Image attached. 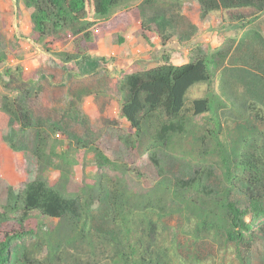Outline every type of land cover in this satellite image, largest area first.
<instances>
[{"label":"trees","instance_id":"obj_1","mask_svg":"<svg viewBox=\"0 0 264 264\" xmlns=\"http://www.w3.org/2000/svg\"><path fill=\"white\" fill-rule=\"evenodd\" d=\"M175 1L23 0V4L29 11L33 42H42L46 51L72 42V51L61 49L56 55L63 68L73 70L68 62L77 68L93 63L89 52L97 48L103 32L127 28L137 20L139 34L146 38L145 32L155 31L161 45H167L175 38L165 30L179 4ZM198 2L205 14L242 7L264 12V0ZM195 51L185 63H173L165 53L162 63L131 65L122 71L119 112L126 125L110 132L130 151L148 152L146 172L110 157L97 144L83 140L65 144L62 132L50 138L37 129L27 100L38 85L20 65L1 69L0 111L22 135L35 130L33 154L41 169L34 178L15 185L16 192L11 188L9 199L0 206V222H7L0 233V264H188L177 252L178 232L188 234L194 244L206 237L218 240L232 248L240 264H247L255 233L264 229V130L246 119L233 133H222L215 114L225 101L212 87L211 63L218 61L198 46ZM5 56L0 51V60ZM199 82L206 84V95L192 98L186 107L189 89ZM186 109L192 117L208 114L203 134L191 143L198 151L188 154L218 170L220 188L206 184L202 168L187 179L171 175L158 157L173 139L182 143L189 139ZM255 115L261 118L259 112ZM89 154L95 173L76 181L72 166L82 164ZM48 165L58 170L56 178L43 173ZM168 216L178 221L175 227L165 224ZM28 240H34V248H46L42 258L28 247L17 250Z\"/></svg>","mask_w":264,"mask_h":264},{"label":"rangeland","instance_id":"obj_2","mask_svg":"<svg viewBox=\"0 0 264 264\" xmlns=\"http://www.w3.org/2000/svg\"><path fill=\"white\" fill-rule=\"evenodd\" d=\"M178 1L180 6L174 7L167 20L165 30L175 37L167 45H161L155 31L145 32V40L137 32L140 27L137 20L128 28L99 32L102 37L98 47L89 52L94 57L93 63L77 68L68 62L73 68L68 70L59 64L56 51H72V42L64 46L56 44L52 51H46L42 42L35 43L31 38L29 11L23 0H0V51L6 55L0 60V71L20 65L25 74L33 77L39 88L30 93L27 105L37 129L45 130L50 138L62 132L65 144L69 141L74 144L77 140L97 144L110 157L142 172L150 164L148 152L130 151L110 132L126 125L119 112V79L123 69L131 65L138 68L162 63L165 53L177 64L188 62L197 53V46L201 52L215 56L218 62L211 63L212 87L225 101L215 114L222 133H233L246 119L256 121L264 130V12L242 7L205 14L198 0ZM119 36L123 37L122 42L117 41ZM206 88L200 82L191 86L186 107L192 98L206 95ZM255 112L261 118H255ZM190 114L186 109L185 118L192 130L189 139L184 143L173 139L160 149L158 157L167 173L187 179L202 168L206 184L220 188L218 170L199 164L188 154L198 151L191 143L203 134L208 115L192 117ZM35 134L31 130L22 135L18 125L0 111V206L9 199L11 188L16 192L15 185L34 178L41 169L33 154ZM43 173L50 178L58 176L53 165L43 168ZM94 173L91 154L82 164L72 166V174L79 182ZM164 222L170 228L178 221L168 216ZM6 226L7 222H0V233ZM169 234L167 228V238ZM177 241V252L188 264L197 259L199 264H240L232 248L218 240L206 237L194 244L188 234L178 232ZM34 243V240L19 243L17 250L28 247L36 258H42L46 248H34ZM247 264H264V229L255 233Z\"/></svg>","mask_w":264,"mask_h":264},{"label":"crops","instance_id":"obj_3","mask_svg":"<svg viewBox=\"0 0 264 264\" xmlns=\"http://www.w3.org/2000/svg\"><path fill=\"white\" fill-rule=\"evenodd\" d=\"M178 2H179V4H177V5L180 6V1H178ZM178 2H177V3H178ZM130 26H131V25H130ZM128 27H129V26H128ZM128 27H127V28H128ZM141 36H142V35H141ZM101 37H102V36H101ZM101 37H100V38H101ZM142 37H143V36H142ZM157 37H158V36H157ZM100 38H99V39H100ZM143 38H144V37H143ZM158 38H159V37H158ZM99 39H98V41H99ZM144 39H145V38H144ZM145 40H146V39H145ZM97 47H98V42H97Z\"/></svg>","mask_w":264,"mask_h":264}]
</instances>
